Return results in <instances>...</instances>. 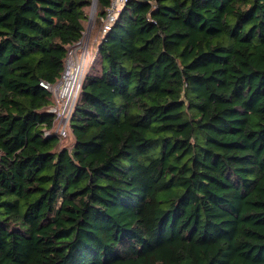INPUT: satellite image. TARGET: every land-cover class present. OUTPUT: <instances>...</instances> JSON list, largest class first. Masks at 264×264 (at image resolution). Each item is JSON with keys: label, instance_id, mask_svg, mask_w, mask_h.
<instances>
[{"label": "trees", "instance_id": "1", "mask_svg": "<svg viewBox=\"0 0 264 264\" xmlns=\"http://www.w3.org/2000/svg\"><path fill=\"white\" fill-rule=\"evenodd\" d=\"M91 5L0 0V264H264V0H129L70 147L41 83Z\"/></svg>", "mask_w": 264, "mask_h": 264}, {"label": "built area", "instance_id": "2", "mask_svg": "<svg viewBox=\"0 0 264 264\" xmlns=\"http://www.w3.org/2000/svg\"><path fill=\"white\" fill-rule=\"evenodd\" d=\"M128 1L111 0L110 5L106 9V16L102 18L103 34L111 29L119 13ZM82 40L69 49L64 69L57 83L53 85L45 82L41 83V86L53 98V106L50 112L54 116L55 134L58 135L60 140L70 136L71 119L80 98L83 82L87 74L85 63L77 54V49L82 45Z\"/></svg>", "mask_w": 264, "mask_h": 264}, {"label": "rangeland", "instance_id": "3", "mask_svg": "<svg viewBox=\"0 0 264 264\" xmlns=\"http://www.w3.org/2000/svg\"><path fill=\"white\" fill-rule=\"evenodd\" d=\"M97 13V4L91 5L87 9L88 19L85 22L84 38L82 40V45L79 47V49H77V54L85 63V68L87 69V72L97 53V45L103 37L102 25L101 27H97L96 24ZM70 137H72L71 134ZM70 137L60 141L64 145L71 147L73 145V138L71 139Z\"/></svg>", "mask_w": 264, "mask_h": 264}, {"label": "water", "instance_id": "4", "mask_svg": "<svg viewBox=\"0 0 264 264\" xmlns=\"http://www.w3.org/2000/svg\"><path fill=\"white\" fill-rule=\"evenodd\" d=\"M97 4V0H92V5H96Z\"/></svg>", "mask_w": 264, "mask_h": 264}]
</instances>
